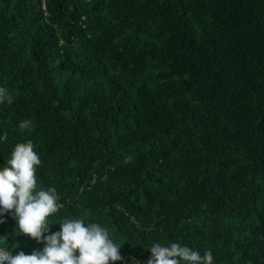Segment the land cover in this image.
Returning a JSON list of instances; mask_svg holds the SVG:
<instances>
[{
  "label": "trees",
  "instance_id": "16d2710c",
  "mask_svg": "<svg viewBox=\"0 0 264 264\" xmlns=\"http://www.w3.org/2000/svg\"><path fill=\"white\" fill-rule=\"evenodd\" d=\"M0 86V166L32 142L56 222L106 225L114 264L156 241L264 264V0H0ZM11 215L13 255L42 250Z\"/></svg>",
  "mask_w": 264,
  "mask_h": 264
},
{
  "label": "clouds",
  "instance_id": "9594fccd",
  "mask_svg": "<svg viewBox=\"0 0 264 264\" xmlns=\"http://www.w3.org/2000/svg\"><path fill=\"white\" fill-rule=\"evenodd\" d=\"M14 97L8 88L0 86V105H11ZM19 130L28 135L32 132V121L21 120ZM3 137L0 136V141ZM40 155L32 142L15 144L11 158L0 166V224L6 213L15 221V235L24 234L38 244L42 250L24 251L13 255L0 237V264H109L123 261L120 249L109 228L99 222L90 221L86 215L64 217L56 222L55 215L63 205L60 194L54 187L44 188L38 184L37 169L41 166ZM50 217L52 219H50ZM60 230L50 232L52 225ZM151 253L146 264H215L211 249L201 253L187 244L156 241L148 248ZM132 264H141L132 258Z\"/></svg>",
  "mask_w": 264,
  "mask_h": 264
}]
</instances>
